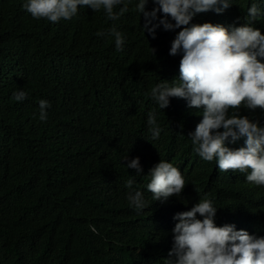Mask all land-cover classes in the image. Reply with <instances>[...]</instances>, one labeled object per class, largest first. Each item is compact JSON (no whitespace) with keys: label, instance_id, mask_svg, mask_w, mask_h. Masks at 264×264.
Returning <instances> with one entry per match:
<instances>
[{"label":"clouds","instance_id":"obj_1","mask_svg":"<svg viewBox=\"0 0 264 264\" xmlns=\"http://www.w3.org/2000/svg\"><path fill=\"white\" fill-rule=\"evenodd\" d=\"M130 2L27 0L22 7L33 19L51 23L71 20L84 6L116 21ZM151 2V11L146 10L149 0L135 6L144 17V31L155 38L161 25L166 31L181 29L164 53L179 77L168 81L167 74L150 85L142 117L115 104L114 113L122 115L107 129L76 103L58 104L55 92L47 98L28 73L30 81L13 93L15 118L9 121L7 63H0V132L11 129V143L25 145V159L18 164H49L31 176L32 190L20 189L46 194L52 189L49 175L65 173V163L80 167L86 156L99 155V162L84 164L98 180L80 194L87 244L95 240L119 264L128 250L139 255L140 264H264V0ZM224 10L229 17L221 25L190 24L198 13ZM110 34L116 50L123 51V34L115 27ZM55 143L66 145L69 153L62 166L57 159L65 154L51 149ZM17 174L19 182L27 179ZM42 200L58 210L55 196L31 200L25 211L39 213Z\"/></svg>","mask_w":264,"mask_h":264},{"label":"trees","instance_id":"obj_2","mask_svg":"<svg viewBox=\"0 0 264 264\" xmlns=\"http://www.w3.org/2000/svg\"><path fill=\"white\" fill-rule=\"evenodd\" d=\"M249 1L232 0V3L243 5ZM26 2L0 0V63H7L3 81L4 90L12 100L7 105L9 121L15 118L13 93L22 89V81H30L28 73L40 82L47 98L55 92L58 104L76 103L93 121L102 119L100 124L107 129L121 118L119 111H128L137 117L145 114L153 82L167 78V74L171 75L168 81L179 77L178 73L173 74L171 62L164 53L170 52L171 42L181 29L166 31L161 25L153 38L142 28L144 17L135 11L138 0H131L129 11L116 21L108 20L102 10L94 12L84 6L71 20L62 19L58 23L33 19L22 7ZM153 7L149 0L146 10L151 11ZM226 10L220 14L198 13L190 24L221 25L229 17ZM158 17L163 18V14L158 13ZM113 27L123 34V51L116 50L110 34ZM98 32L103 35L97 36ZM115 104L123 107L114 113ZM133 127L134 124L121 136ZM12 133L11 129L0 132V264H119L95 240L87 244L88 224L86 218L80 217V194L98 181H93V168L86 169L84 164L99 162V155L86 156L79 167L75 161L65 163L69 155L65 154L66 145L52 144L56 154H65L57 159L58 165L65 163L63 166L69 169L49 175L52 189L48 193L24 194L20 188L32 190L35 181L32 177H22L27 179L21 183L15 177L17 172L33 175L37 170L49 168V164H18L22 156L25 159L26 149L21 141L11 143ZM22 134L29 141L34 140L27 131ZM28 157L31 159L30 153ZM34 191L40 193L38 188ZM55 196L56 202L59 199L56 212L46 200L41 201L39 213L29 214L24 209L32 205L31 200ZM121 257H125L122 264H140L139 255L132 250L123 252Z\"/></svg>","mask_w":264,"mask_h":264},{"label":"rangeland","instance_id":"obj_3","mask_svg":"<svg viewBox=\"0 0 264 264\" xmlns=\"http://www.w3.org/2000/svg\"><path fill=\"white\" fill-rule=\"evenodd\" d=\"M19 175H20L21 178L22 177H31L32 176V175L27 174V173H20Z\"/></svg>","mask_w":264,"mask_h":264},{"label":"bare ground","instance_id":"obj_4","mask_svg":"<svg viewBox=\"0 0 264 264\" xmlns=\"http://www.w3.org/2000/svg\"><path fill=\"white\" fill-rule=\"evenodd\" d=\"M172 33V32H171ZM243 140H246L245 138H242Z\"/></svg>","mask_w":264,"mask_h":264}]
</instances>
